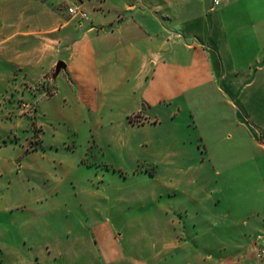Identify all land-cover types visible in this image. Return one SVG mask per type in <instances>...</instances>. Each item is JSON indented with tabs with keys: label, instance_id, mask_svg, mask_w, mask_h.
<instances>
[{
	"label": "crops",
	"instance_id": "crops-1",
	"mask_svg": "<svg viewBox=\"0 0 264 264\" xmlns=\"http://www.w3.org/2000/svg\"><path fill=\"white\" fill-rule=\"evenodd\" d=\"M73 4L88 18L69 14ZM0 56L37 78L63 61L51 96L132 97L128 113L141 125L149 109L176 105L170 119H183L190 133L166 182L199 203L194 226L240 227L256 254L241 245L237 258L264 264V0H224L213 9L210 0H0ZM238 167L245 183L234 194L243 207L205 208L232 198L230 185L206 184L210 170L229 175ZM250 170L259 184L246 185ZM190 182L197 195L186 192ZM176 245L166 242V251Z\"/></svg>",
	"mask_w": 264,
	"mask_h": 264
},
{
	"label": "rangeland",
	"instance_id": "rangeland-1",
	"mask_svg": "<svg viewBox=\"0 0 264 264\" xmlns=\"http://www.w3.org/2000/svg\"><path fill=\"white\" fill-rule=\"evenodd\" d=\"M6 60L0 56V264H242L240 227L194 226L199 203L166 182L190 133L183 119H170L176 105L149 109L141 125L128 113L132 97L51 96L55 69L37 78ZM243 176L240 167L210 170L206 184L230 185L232 198L203 206L241 209L234 193ZM257 183L250 170L246 185ZM197 189L190 182L186 192ZM168 241L177 244L171 251Z\"/></svg>",
	"mask_w": 264,
	"mask_h": 264
},
{
	"label": "built area",
	"instance_id": "built-area-1",
	"mask_svg": "<svg viewBox=\"0 0 264 264\" xmlns=\"http://www.w3.org/2000/svg\"><path fill=\"white\" fill-rule=\"evenodd\" d=\"M211 1V8H215L223 3L224 0H210ZM67 11L71 15H79L81 18H88L87 13L80 9L78 5L73 4L67 7ZM264 254V248L260 249L258 252V256H262Z\"/></svg>",
	"mask_w": 264,
	"mask_h": 264
},
{
	"label": "water",
	"instance_id": "water-1",
	"mask_svg": "<svg viewBox=\"0 0 264 264\" xmlns=\"http://www.w3.org/2000/svg\"><path fill=\"white\" fill-rule=\"evenodd\" d=\"M63 68H65V63L63 61H58L55 67L54 77H56Z\"/></svg>",
	"mask_w": 264,
	"mask_h": 264
}]
</instances>
